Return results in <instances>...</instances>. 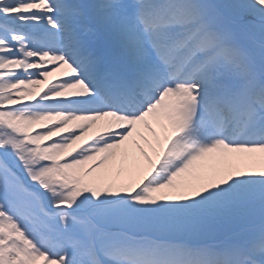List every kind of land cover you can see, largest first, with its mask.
I'll return each mask as SVG.
<instances>
[{
	"label": "snow or ice",
	"instance_id": "snow-or-ice-1",
	"mask_svg": "<svg viewBox=\"0 0 264 264\" xmlns=\"http://www.w3.org/2000/svg\"><path fill=\"white\" fill-rule=\"evenodd\" d=\"M0 264H264V0H0Z\"/></svg>",
	"mask_w": 264,
	"mask_h": 264
}]
</instances>
